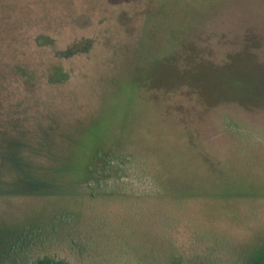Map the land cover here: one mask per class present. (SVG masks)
I'll list each match as a JSON object with an SVG mask.
<instances>
[{
  "label": "rangeland",
  "instance_id": "rangeland-1",
  "mask_svg": "<svg viewBox=\"0 0 264 264\" xmlns=\"http://www.w3.org/2000/svg\"><path fill=\"white\" fill-rule=\"evenodd\" d=\"M3 135L45 168L49 151L78 170L92 148L119 146L173 196L0 201V248L66 208L85 264H169L172 252L225 264L228 250L262 249L264 0H0Z\"/></svg>",
  "mask_w": 264,
  "mask_h": 264
},
{
  "label": "trees",
  "instance_id": "trees-1",
  "mask_svg": "<svg viewBox=\"0 0 264 264\" xmlns=\"http://www.w3.org/2000/svg\"><path fill=\"white\" fill-rule=\"evenodd\" d=\"M72 48L67 49L66 56ZM226 129L234 133L240 131L239 123L226 120ZM48 135L46 131L43 132ZM63 139L78 144L85 152L88 143L71 139L63 134ZM30 146L22 138L3 135L0 138V201L11 203L17 199H65L75 196L101 197H170L173 196L159 169L138 154L130 153L119 146L92 148L85 163L78 170H68L59 166L57 153L50 152L48 167H36ZM57 157V158H54ZM72 160H75L73 158ZM76 161V160H75ZM7 171L9 179L4 178ZM3 173V174H2ZM168 184V183H167ZM79 216L66 208H55L37 223H25L12 231L4 246L0 248V264H85L88 240L77 233ZM197 239V247L205 246ZM86 241V243H84ZM208 246L201 251L213 255L216 251ZM200 251V250H199ZM223 251V250H220ZM247 255L242 251L228 250L225 264H264V247L252 250ZM175 252V251H174ZM243 254V252H242ZM169 264H199L187 262L173 253ZM208 257V256H207ZM216 258V257H215ZM212 256L206 264H219ZM210 259V258H208ZM246 262V263H245ZM163 264V263H161Z\"/></svg>",
  "mask_w": 264,
  "mask_h": 264
}]
</instances>
